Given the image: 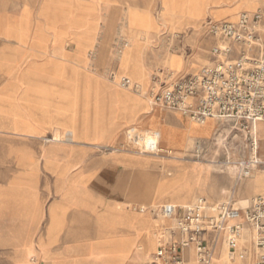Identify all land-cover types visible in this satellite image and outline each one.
Segmentation results:
<instances>
[{"label":"crops","instance_id":"1","mask_svg":"<svg viewBox=\"0 0 264 264\" xmlns=\"http://www.w3.org/2000/svg\"><path fill=\"white\" fill-rule=\"evenodd\" d=\"M77 1L46 3L48 10L60 11L59 17H0V213H14L13 224L0 226V264H146L154 252L144 249L151 245L144 236L146 226L159 225L160 230L171 227L174 220L163 217L158 224L151 223L139 210L189 206L184 204L193 190H202L208 182V166H187L177 156L191 142L209 140L218 120L199 125L179 113L153 109L151 86L141 76L142 67L132 66L136 51L128 46L127 35L130 51L125 65H114L108 42L96 65L94 54L111 4L122 15L125 8L135 7V0H128L127 7L119 0ZM224 1L218 7L208 4L190 27L194 30L207 21L232 22L240 13L251 12L239 0ZM140 4L138 10L144 11ZM255 6L264 7V0ZM88 8L94 11L89 20L98 23L87 25L86 35L72 26L86 25ZM192 45L183 50L190 60L177 53L183 58L182 70L199 68L196 74L205 66L202 63L212 60L214 42L196 38ZM109 71L112 84L124 79L127 84L120 83V89L105 84ZM131 83L139 87V94H129ZM139 115H143L139 126L158 133L161 149L173 153L174 157H153L168 160L166 166L175 170L174 176L168 173V178L159 179L151 171V160L105 150L119 143V127L135 125ZM261 125H257L258 157L264 160ZM133 131H126V136ZM263 187L254 177L249 190L262 193ZM237 202L240 208L248 205L244 199ZM86 213L105 214L97 225L67 224ZM40 219H45L43 225ZM246 233L250 235L243 232V243H250ZM184 256V264H194L192 252ZM234 261L222 264H246Z\"/></svg>","mask_w":264,"mask_h":264},{"label":"built area","instance_id":"2","mask_svg":"<svg viewBox=\"0 0 264 264\" xmlns=\"http://www.w3.org/2000/svg\"><path fill=\"white\" fill-rule=\"evenodd\" d=\"M203 30L214 42L212 60L193 75L169 80L167 72L154 75L151 107L179 113L199 125L210 119L232 122L248 152L238 163V178H248L264 166L258 157L257 129L264 124V7L240 13L232 22L208 21ZM128 140L139 154L163 155L155 131H133ZM160 213L174 223L157 231L156 247L146 264H184L188 252L194 264H216L222 245L241 262L264 264V195L252 198L245 208L231 202L211 206L197 198L183 208L163 207ZM244 231L250 233V243H243Z\"/></svg>","mask_w":264,"mask_h":264},{"label":"rangeland","instance_id":"3","mask_svg":"<svg viewBox=\"0 0 264 264\" xmlns=\"http://www.w3.org/2000/svg\"><path fill=\"white\" fill-rule=\"evenodd\" d=\"M49 1L50 0H0V17L9 19H14L19 16L43 19L51 16L59 17V10H53L52 8L48 10L46 3ZM71 1L73 2V0ZM75 1L78 2L77 0ZM81 1L83 2L84 0ZM119 2L123 3L124 7H127L130 1L119 0ZM139 2L141 3L140 5L145 7L144 11L138 10L137 4L139 5ZM256 2L257 0H239V4L244 7L246 6L248 11L251 12L257 9L255 6ZM224 3V0H160L159 5L158 0H135V7L125 8L122 15L119 7L115 4H111L104 25L102 26L103 30L99 43V51L97 49V55L96 53L94 54L96 65H98L102 59L103 49L106 43L108 42L109 45L113 43L118 28L124 24L125 28L123 27V31L125 36H129L130 39L128 46H134V50L136 51L132 53V66L137 64L142 67L141 76L144 81L148 83L149 87L151 86L153 76L160 74V72H167L169 77L168 80L186 74H194L199 68L188 73L183 71V58L180 54L186 56L183 50L193 46L192 43L194 39L207 37L203 27L208 21L205 23L199 22L194 30L193 27H190V24L201 16L208 4L218 7ZM85 12V17L88 20L86 25L72 27H80L87 35V25L98 23V21L89 20L94 13L93 10L88 8ZM97 17L100 19L99 24H102V16L98 15ZM94 37L96 39L99 38V32H97ZM129 51L127 47L123 57L118 62L121 66L126 64ZM114 52L115 49L110 50L113 57ZM177 52H180V54ZM185 59L190 60L191 58L188 55ZM89 60L91 59L89 58ZM116 64L117 62L114 58V65ZM203 65H206V63H202L201 66ZM111 72L112 71L107 72L105 84L112 87L115 85L116 89H120V81H116L112 84L114 79L112 78ZM100 81L103 83L101 79ZM128 88L129 94H139V87L133 83H131ZM78 107L82 108L81 106ZM88 110L89 113H93L92 106H88ZM142 119L143 115H139L135 125L119 127V143L113 148L105 150H109L113 153L131 154L135 157L151 160V171L153 175L159 179L168 178V173L171 174L169 177L174 176V174H176L175 170L166 166L169 162L168 160L139 154L136 150V146L129 143L128 138L131 137V133L128 137L125 134L129 129H134V133L138 135L148 131L139 126V121ZM260 135L264 137V125L260 126ZM160 148L162 147L160 146ZM261 153H264V142L261 144ZM177 157L183 161L182 164L187 166L197 163L208 166L209 169V178L206 187L202 190L196 187L191 193L189 201L184 205H190L198 197H203L211 204L231 202L234 204L235 208H240L237 201L244 199L249 203L252 198L258 195H264V192L255 194L249 190L250 183L253 181L254 177L260 179L264 186V166L258 167L248 178H238V163L241 159L248 157V152L244 148L239 131L232 122L217 121L216 131L209 140L199 142L197 145H193V142H191L186 150ZM125 171L128 173L127 169H125ZM234 186H240V189L236 190ZM112 203L114 204L115 202ZM149 209L156 213H149ZM149 209L144 213L146 219L151 223H154L156 220V224H158V220L163 218L160 213L161 208L154 206ZM130 211H133L132 207ZM135 211L138 213L137 210ZM12 214L14 213H0V226L5 227L13 224L10 221ZM104 214L105 213H86L81 217L76 215L72 217L67 224L97 225ZM166 218L170 219L169 217ZM104 221L105 219H102L100 223L104 224ZM44 223L45 219H40L39 224L43 225ZM167 227H169V225ZM158 229L159 225L150 224L146 226L144 236L151 241V245L147 248L144 246L145 251L151 248L154 251ZM250 238L251 236L246 233V241L249 242L251 240ZM223 249L225 250L224 245L220 246L215 263L222 264L227 260L235 262L233 255Z\"/></svg>","mask_w":264,"mask_h":264},{"label":"bare ground","instance_id":"4","mask_svg":"<svg viewBox=\"0 0 264 264\" xmlns=\"http://www.w3.org/2000/svg\"><path fill=\"white\" fill-rule=\"evenodd\" d=\"M123 27L125 28L124 24L120 28H118L117 34L114 37V41L112 43V49H115L114 58H115L117 63L123 57L125 50H126V36H125L124 31H123ZM157 135H158V133H157ZM158 139H159V135H158ZM160 151L166 157H174V155L171 151H165L161 148H160ZM169 207L170 206H166L164 208L168 209Z\"/></svg>","mask_w":264,"mask_h":264}]
</instances>
